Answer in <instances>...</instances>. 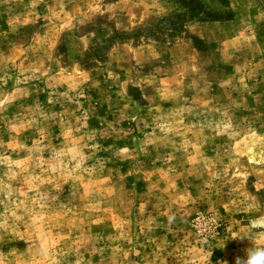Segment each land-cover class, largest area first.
Returning a JSON list of instances; mask_svg holds the SVG:
<instances>
[{
	"label": "rangeland",
	"instance_id": "374dc122",
	"mask_svg": "<svg viewBox=\"0 0 264 264\" xmlns=\"http://www.w3.org/2000/svg\"><path fill=\"white\" fill-rule=\"evenodd\" d=\"M197 1L0 0V264L264 246V0Z\"/></svg>",
	"mask_w": 264,
	"mask_h": 264
},
{
	"label": "clouds",
	"instance_id": "9594fccd",
	"mask_svg": "<svg viewBox=\"0 0 264 264\" xmlns=\"http://www.w3.org/2000/svg\"><path fill=\"white\" fill-rule=\"evenodd\" d=\"M243 251V255L234 256V264H264V246L248 248ZM224 264H227V261Z\"/></svg>",
	"mask_w": 264,
	"mask_h": 264
},
{
	"label": "trees",
	"instance_id": "16d2710c",
	"mask_svg": "<svg viewBox=\"0 0 264 264\" xmlns=\"http://www.w3.org/2000/svg\"><path fill=\"white\" fill-rule=\"evenodd\" d=\"M182 5L187 9L191 11H196L200 7L199 2L197 0H180ZM202 20H217L218 17L216 16H210V15H202L200 17Z\"/></svg>",
	"mask_w": 264,
	"mask_h": 264
}]
</instances>
